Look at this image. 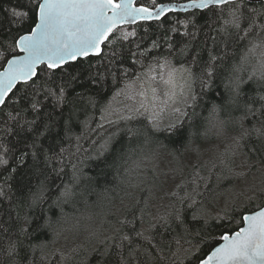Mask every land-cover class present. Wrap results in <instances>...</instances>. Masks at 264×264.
Here are the masks:
<instances>
[{
  "label": "snow or ice",
  "instance_id": "1",
  "mask_svg": "<svg viewBox=\"0 0 264 264\" xmlns=\"http://www.w3.org/2000/svg\"><path fill=\"white\" fill-rule=\"evenodd\" d=\"M256 2L0 0V108L13 104L0 123V202H11L18 193L28 207H42L52 199L49 170L67 175L69 165L70 182L57 189L54 204L67 203L85 179L99 183L83 166L86 160L99 161L114 147L113 141L124 131L121 123L129 138L120 157L125 165L138 155L141 138L147 143L156 134L184 137L182 121L192 118L186 109L195 108L198 95L217 79L224 81L228 99L225 105L213 106L208 124L217 136L229 124L239 129L232 145L224 146L207 168V175L199 165L187 173L174 170L182 179L169 193L171 210L147 228L130 229L136 240L123 227L143 221L147 205L138 218L135 205L128 206L126 216L133 219H120L121 227L86 254L80 248L53 249L50 240L35 239V233L52 227L45 216H26L23 225L17 216L16 221L0 222V264H91L92 259L96 264H264V0H259V7L250 6ZM189 10L216 17L212 47L195 45L198 27L196 32L180 33V26L196 27L192 19L168 21L170 13ZM151 21L172 26L147 47L138 43L134 50L125 49L124 42L131 44L137 32L123 26ZM167 33L180 34L187 42L177 46ZM162 44L166 52L152 55ZM253 60L259 71L254 67L248 72ZM241 73H247V80ZM253 82L258 90L245 98L243 89ZM21 104L18 110L15 106ZM232 111L242 115L232 117ZM225 112L227 119L222 118ZM23 113L35 115L26 119ZM246 120L254 122L245 127ZM133 121L142 127H128ZM105 125L116 131L103 143L92 141L84 148L81 141ZM207 133L205 129L203 135ZM92 150L96 155L88 156ZM193 151L199 153L198 148ZM132 164L140 167L137 161ZM97 176L106 173L101 170ZM225 182L228 188H223ZM192 223L199 225L195 231ZM65 230L78 231L79 222ZM21 237L34 238L25 245Z\"/></svg>",
  "mask_w": 264,
  "mask_h": 264
},
{
  "label": "trees",
  "instance_id": "2",
  "mask_svg": "<svg viewBox=\"0 0 264 264\" xmlns=\"http://www.w3.org/2000/svg\"><path fill=\"white\" fill-rule=\"evenodd\" d=\"M161 1L165 0H156L157 3ZM141 2L151 4V0H141ZM250 6L259 7V2L251 4ZM177 18H190L196 25V27L190 25L188 29L180 26V33H183L185 30L196 32L197 27L199 28L197 38L194 42L197 47L207 49L213 46L212 37L216 35L213 31V28L216 27L214 23L216 17L212 12L203 14L200 10H189L187 13L174 12L169 14L168 21H175ZM168 21H165L163 26H161L160 22L156 21L124 25V30L131 29L137 32V36L131 38V44L124 42L125 49L132 47L134 50L135 45L138 43H143L144 47H147V45L151 43V39L156 38L158 35L165 34V29L172 26ZM146 29L147 31H145ZM167 34L172 35L173 40L178 42L177 46H179V43L187 42L188 39L177 33ZM117 35H119V33ZM145 36L149 37L147 41H144ZM105 50L107 51L108 49L106 48ZM229 51L231 52L232 50L230 49ZM165 52L166 48L162 44L161 49L153 51L152 55L164 54ZM188 59H190V57ZM256 67L259 68V65ZM248 72H251V65L248 67ZM241 75L247 80V73H241ZM112 90H114V88ZM257 90V85L254 82L249 83L243 89L245 98L248 96H255ZM104 91L107 92L108 95H111V91H109L108 88H105ZM199 91V84H197V92L199 93ZM227 99L228 92L225 88L224 81L222 79H217L214 85L209 88L205 94L198 95L195 108L186 109L192 118L190 121H182V129L185 132L184 137L169 136L167 133L163 135L156 134L151 137L150 141L147 143L141 138L137 147L138 155L133 156L128 165L123 164L120 158L122 147L126 148L129 142V138L126 134L127 129L125 125L121 123L120 128L124 129V131L113 141L114 147L105 154V157H101L99 161L86 160L83 166L85 173L88 176L96 177L99 183H90L86 179L83 180L78 187H75L74 197L67 203L57 205L53 203V200L58 194L57 189L63 188L65 184L70 182V165L65 170L67 175L61 174L57 176L55 172L49 170V195L52 199L48 200L42 207L32 209L28 207L27 201L22 199L17 193L12 197L11 202H8V200L0 202V222H9L10 219L11 221H16L17 216H19L18 224L23 225L26 216H32L34 218L45 216L51 220L52 227L41 229L40 232L35 233V239L50 240L52 242L51 248L53 249L60 248L68 251L72 248H80L82 252L86 254L90 252L92 248L98 247L105 237L112 236L115 229L121 227L118 221L125 218V210L128 206L135 205L134 215L138 218L141 215L140 209L147 205V214L143 221L137 219L135 225L123 227V231L131 235L133 240H136L134 233L130 231V229L133 227L137 230L140 228H147L150 223L156 222L157 217L163 216L169 212L171 210L169 193L175 189V184L179 183L182 179V176L175 171L171 176H167L166 181H158L155 183L156 188L152 189V187L149 186L150 184L138 185L136 175L148 173L153 168L152 165L166 154L180 156L178 163L182 162L181 168H183L186 173L191 172L194 165H199L204 167L202 175H207V168L211 167V165H203L199 160L189 161L187 163L184 160V154L199 145L200 142L214 141L216 139V132H214V129L208 124L209 113L214 105H225ZM12 107L13 104L10 102L8 107L0 108V123L7 119L5 114L10 111ZM15 107L19 110L23 108V104L16 105ZM193 113H195V115H193ZM23 115L26 119H32L35 114L23 113ZM241 115L242 113L239 111L231 112L232 117H239ZM41 116H43V113H41ZM96 116L98 119L99 113H97ZM227 117L228 113L225 112L222 118L226 119ZM81 119H83V117H81ZM253 122L252 120H246L245 127H250ZM91 127L95 128L96 124H92ZM128 127L140 128L142 125L133 121ZM205 129H208L207 135H203ZM77 131H79L78 128ZM115 131V126L110 127L105 125L103 129H99L95 134H92L90 139L81 141V143L84 148H90L92 141L103 143L104 139ZM238 131V128H233L230 124L224 130V132L230 134L234 133L236 136ZM189 133H199V135H189ZM131 143L133 146H137L135 140ZM87 155L95 156L96 152L92 150L89 151ZM139 155L143 157L139 158ZM242 160L243 154L241 153L236 157L235 165L239 166ZM101 161H105L106 163ZM132 161L139 162L140 167L135 169ZM106 164L112 166L106 167ZM126 168L130 169V171H126ZM101 170L106 173V177L97 176V173ZM254 173L255 169H253V174ZM252 178L253 177H249V179ZM2 179L3 177L0 176V181H2ZM212 179L214 182L215 177L213 176ZM33 183H36V181H33ZM228 187L229 184L225 182L223 188ZM137 201H139L138 204L136 203ZM190 215L189 213V217ZM126 218L132 220L133 215L129 214ZM38 222L43 223L44 220L40 219ZM77 222H79L78 231L65 230L70 225L76 224ZM61 224H63V228ZM32 227L35 228L36 224L34 223ZM191 227L192 230L195 231L199 225L192 223ZM58 231L61 232V235L57 237L55 233ZM177 231L179 230L177 229ZM175 234V232L171 233V235ZM33 238L34 237H21L25 245ZM89 259H91V257H89ZM53 260H58V256L53 257ZM91 264H96V261L92 259ZM186 264H188L187 261Z\"/></svg>",
  "mask_w": 264,
  "mask_h": 264
},
{
  "label": "rangeland",
  "instance_id": "3",
  "mask_svg": "<svg viewBox=\"0 0 264 264\" xmlns=\"http://www.w3.org/2000/svg\"><path fill=\"white\" fill-rule=\"evenodd\" d=\"M125 30L131 31V29H125ZM250 65H251V71L253 70L254 67L257 71H259V68L256 67L258 66V64H256L255 60L254 62L252 61ZM213 131L216 132L215 129ZM235 136L236 134L234 133L230 134L228 132H224L223 135L216 136V139L214 141L200 142L199 145L193 148V149L198 148L199 153H196L192 149L188 151V153L184 154V160L187 163L189 161L199 160L203 165L210 166L213 162L217 161V158L220 156L221 152L223 151L224 146L232 145V139ZM141 155H139V158L143 157ZM179 157L176 155H169V154H166L165 156L161 157V159H158L152 165L153 168L148 173H142L141 175H136L137 184L138 185L150 184L149 186H151L152 189H155L156 188L155 183H157L158 181H166L168 175L171 176L173 172H175L174 170L181 168L182 162L178 163ZM249 177H252V175Z\"/></svg>",
  "mask_w": 264,
  "mask_h": 264
},
{
  "label": "water",
  "instance_id": "4",
  "mask_svg": "<svg viewBox=\"0 0 264 264\" xmlns=\"http://www.w3.org/2000/svg\"><path fill=\"white\" fill-rule=\"evenodd\" d=\"M186 0H165V1H161L159 3H176V4H182V3H185ZM257 2H259V0H257ZM132 25V24H131Z\"/></svg>",
  "mask_w": 264,
  "mask_h": 264
}]
</instances>
